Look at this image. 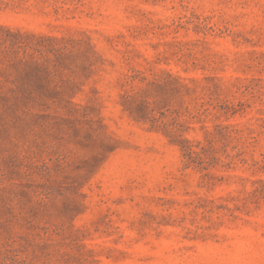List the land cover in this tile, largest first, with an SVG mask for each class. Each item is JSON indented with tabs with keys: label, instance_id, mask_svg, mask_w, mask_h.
Here are the masks:
<instances>
[{
	"label": "rangeland",
	"instance_id": "1",
	"mask_svg": "<svg viewBox=\"0 0 264 264\" xmlns=\"http://www.w3.org/2000/svg\"><path fill=\"white\" fill-rule=\"evenodd\" d=\"M0 60V264H264V0H0Z\"/></svg>",
	"mask_w": 264,
	"mask_h": 264
},
{
	"label": "trees",
	"instance_id": "2",
	"mask_svg": "<svg viewBox=\"0 0 264 264\" xmlns=\"http://www.w3.org/2000/svg\"><path fill=\"white\" fill-rule=\"evenodd\" d=\"M38 51L40 52L41 50H38ZM8 52H9V50H8ZM5 54H6L5 58H8L9 56H8L7 52ZM2 64H3V62L0 60V67L2 66ZM13 66H15V68L17 70H21V72L22 71H25V72L35 71V70L40 69V66L38 63L29 62L27 60H18V61L13 63ZM0 74L7 75L5 70H1V69H0ZM185 149L186 150L190 149V146L186 145Z\"/></svg>",
	"mask_w": 264,
	"mask_h": 264
}]
</instances>
